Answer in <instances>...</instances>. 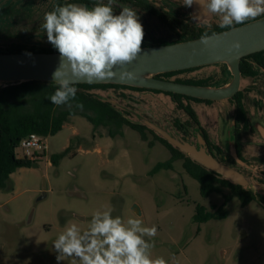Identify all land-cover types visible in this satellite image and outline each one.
Listing matches in <instances>:
<instances>
[{"label": "rangeland", "instance_id": "rangeland-1", "mask_svg": "<svg viewBox=\"0 0 264 264\" xmlns=\"http://www.w3.org/2000/svg\"><path fill=\"white\" fill-rule=\"evenodd\" d=\"M56 2L0 0V45L54 48L41 25L45 12L54 10ZM93 2L107 4L108 0ZM150 2L190 26L206 30L219 26L216 15H211L209 21L195 22L192 6L185 7L184 0ZM122 6L137 12L145 38L167 42L178 38L167 25L132 3L114 1L117 14ZM223 71V65H213L178 77L204 80L215 74L222 78ZM4 87L0 84V88ZM241 89L246 90L247 107L257 116L264 110V72L256 79H242ZM91 93L111 103L132 123L143 125L148 121L200 146L197 127L189 128L184 137L174 126L175 120L187 123L189 118L165 95L159 102H149L121 90ZM109 132L106 127L94 128L80 115L70 116L61 132L47 138L48 150L34 160L36 166L19 169L11 176L12 190H0V264H72L70 259L57 261L54 240L69 222L86 230L93 213L108 206L114 209L113 217L140 218L144 226L155 225L157 235L152 238L151 256L163 257L168 264H264L262 204L255 201L242 207L234 198L226 207V219L198 225L193 221L196 206L212 211L213 206L223 205L230 190L203 198L199 183L186 173L182 159L173 162L171 170L152 175L158 163L171 159L169 150L150 132L147 140L128 126L120 131L113 129V136ZM244 139L247 147L243 157L247 163L234 159L232 166L250 181L247 189L264 195V150L257 149L261 154L249 156L258 139L256 135ZM68 147V155L53 165L51 156ZM22 152L20 149V156Z\"/></svg>", "mask_w": 264, "mask_h": 264}, {"label": "trees", "instance_id": "trees-1", "mask_svg": "<svg viewBox=\"0 0 264 264\" xmlns=\"http://www.w3.org/2000/svg\"><path fill=\"white\" fill-rule=\"evenodd\" d=\"M114 1L119 3H132L148 15L158 19L162 24L167 25V27L176 33V36L178 37L176 40L171 42L144 37L142 48L191 41L199 39L204 32H207L209 36H211L232 29L221 28L218 26L206 30L190 26L186 22L177 19L169 12L159 9L154 3L148 0ZM68 3L83 4L88 7L96 4L93 0H57L56 5L63 6ZM114 13L117 14L115 10ZM262 17L264 16L257 17L256 20ZM251 21L254 20L247 21L245 24ZM237 26L241 25H234L233 28ZM1 53L22 54L59 52L55 48L11 44L8 46L0 45V54ZM201 68L165 73L158 75L157 78L173 80L177 83L188 85L211 87L223 86L231 80V76L228 73H222V78L214 75L213 77H209L204 80L182 79L178 77ZM240 68L242 79H256L259 74L264 72V52L243 58ZM58 86L59 85L55 83L27 82L0 88V190H12L11 176L19 169L32 168L36 163V161L17 157L16 149L19 147L22 140L32 134H36L46 139L48 137H53L63 130V126L68 121L70 116L80 115L93 125L94 128L101 126L109 128V133L112 136L113 129L120 131L124 126H128L132 130L138 132L143 140H147V132L152 133L156 140L161 142L171 153V159L165 163H158L152 170V175L161 170H171L173 162L182 159L183 167L186 173L199 183L200 194L203 198H207L211 194H220L224 189H229L230 195L225 197V201L220 207L216 208L213 206V210L208 211L204 206H196L193 221L198 225L205 224L212 220L226 219L228 216L226 207L234 198L239 200L242 207H246L255 201H258L264 206V195L255 193L250 189L234 185L223 179L221 176L205 169L201 165L192 161V159L187 155L174 148L166 140L156 136V134L145 125L130 122L124 117L122 112L116 109L111 103L94 96L91 92L93 90L114 89L150 91L163 93L169 96L175 103L177 109L183 111L189 118V122L187 123L175 120L174 126L177 130L180 131L184 137H186L189 133V128L197 127L200 135L207 144L208 152L217 160L233 165L236 162L229 155H227L223 149L210 141L207 132L201 127L198 116L191 106L192 102L205 104H213L214 102L178 94L121 85L75 84L74 86L78 89V91L76 99L71 101L72 107L69 108L67 105L56 106L49 100L50 96L54 94V91ZM245 98L246 90H240L234 98L228 100L235 107V146L237 154L243 162H245L243 158V137L255 133V129L246 107ZM77 104H82L83 108L80 109L76 107ZM184 140H186V138ZM70 147H68L63 153L51 156L52 164L57 166L60 160L68 155Z\"/></svg>", "mask_w": 264, "mask_h": 264}, {"label": "clouds", "instance_id": "clouds-1", "mask_svg": "<svg viewBox=\"0 0 264 264\" xmlns=\"http://www.w3.org/2000/svg\"><path fill=\"white\" fill-rule=\"evenodd\" d=\"M202 17L216 15L219 27L233 28L257 17L264 16V0H197ZM194 0H184L191 7ZM119 7V6H117ZM114 13V0L97 3L91 8L68 3L54 6L45 12L41 27L47 41L59 52V68L53 81L59 86L49 98L56 106L72 107L79 79L104 80L116 75V67L133 62L142 51L145 32L137 12L130 6L120 7ZM211 27V25H208ZM210 36L204 32L200 41L207 44ZM239 42L232 49H239ZM121 79H134L135 74L121 72ZM76 107L82 109V104ZM110 206L93 213L84 231L69 222L53 246L57 261L70 259L72 264H168L165 258H152L151 249L157 227L144 226L140 218L113 217ZM149 239H145V238ZM151 241V242H150Z\"/></svg>", "mask_w": 264, "mask_h": 264}, {"label": "water", "instance_id": "water-1", "mask_svg": "<svg viewBox=\"0 0 264 264\" xmlns=\"http://www.w3.org/2000/svg\"><path fill=\"white\" fill-rule=\"evenodd\" d=\"M202 7L194 0L192 14L197 23L209 21L210 16L202 17ZM239 42V49H232L234 42ZM264 52V17L230 30L210 36L207 44L199 39L168 45L143 47L137 58L123 67H116L113 77L104 80L88 81L79 79L75 84L121 85L147 90H156L192 97L195 99L220 102L234 98L242 86L241 61L253 54ZM59 53H17L0 54V84L16 85L27 82L55 83L53 73L59 68ZM213 65L226 67L231 80L220 87L195 86L177 83L173 80L157 78L158 75L190 70ZM135 74L134 79H121V72ZM233 120V129L235 127ZM143 125L153 130L174 148L187 155L195 163L221 176L234 185L247 188L251 185L248 178L232 165L217 160L207 150L205 140L199 135V147L188 140L177 138L163 129L143 121ZM264 141V127L257 129ZM234 135L233 133L231 136ZM229 156L239 163H244L238 156L235 137L230 143ZM235 161V160H234ZM36 165H33L35 167ZM83 220V218L78 217Z\"/></svg>", "mask_w": 264, "mask_h": 264}, {"label": "crops", "instance_id": "crops-1", "mask_svg": "<svg viewBox=\"0 0 264 264\" xmlns=\"http://www.w3.org/2000/svg\"><path fill=\"white\" fill-rule=\"evenodd\" d=\"M220 66V65H219ZM228 73L226 67H224L223 73ZM215 75V74H214ZM213 75V76H214ZM124 94H131L133 96H141L142 98L147 99L149 102H159V98L163 93H156L150 91H129L124 90ZM167 96V95H165ZM169 97V96H167ZM170 98V97H169ZM246 102V98H245ZM263 104V103H262ZM192 108L195 110L200 125L206 130L208 133L210 140L212 143L218 145L224 152L229 155L230 143L234 138L233 129V120L235 118V107L229 101H220L214 102L213 104H205V103H191ZM247 107V103H246ZM247 110L250 115V119L253 123L255 133L248 135L252 136L256 135L258 141H254L257 147L255 149H250L249 156H257L261 154L257 151V149L264 150V141L262 140L260 134L257 132V129L260 127H264V110L263 108L258 112L257 116H254L252 111L247 107ZM247 137V136H246ZM244 141V148H246V139ZM244 151V150H243Z\"/></svg>", "mask_w": 264, "mask_h": 264}, {"label": "built area", "instance_id": "built-area-1", "mask_svg": "<svg viewBox=\"0 0 264 264\" xmlns=\"http://www.w3.org/2000/svg\"><path fill=\"white\" fill-rule=\"evenodd\" d=\"M22 150V156L19 155V150ZM48 150L47 139L36 134H32L21 141L19 147L16 149L18 158L36 160L40 159L42 155L46 154Z\"/></svg>", "mask_w": 264, "mask_h": 264}, {"label": "flooded vegetation", "instance_id": "flooded-vegetation-1", "mask_svg": "<svg viewBox=\"0 0 264 264\" xmlns=\"http://www.w3.org/2000/svg\"><path fill=\"white\" fill-rule=\"evenodd\" d=\"M150 1V0H149ZM122 92L124 91V90H121ZM253 124V123H252ZM202 127V126H201ZM254 127V126H253ZM203 128V127H202ZM204 129V128H203ZM205 130V129H204ZM206 131V130H205ZM200 134V133H199ZM208 134V133H207ZM251 135V134H250ZM209 136V135H208ZM209 139H210V137H209ZM211 141V140H210ZM244 158V157H243ZM234 160V159H233ZM244 161H245V159H244ZM246 162V161H245ZM247 163V162H246Z\"/></svg>", "mask_w": 264, "mask_h": 264}]
</instances>
